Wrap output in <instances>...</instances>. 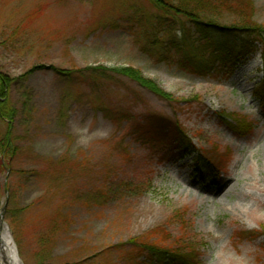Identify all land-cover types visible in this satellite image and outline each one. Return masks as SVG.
Here are the masks:
<instances>
[{"label": "rangeland", "instance_id": "1", "mask_svg": "<svg viewBox=\"0 0 264 264\" xmlns=\"http://www.w3.org/2000/svg\"><path fill=\"white\" fill-rule=\"evenodd\" d=\"M154 14L150 0H0V105L14 112L0 129L17 148L0 167V238L19 264H133L131 242L158 227L196 249L194 264H264V44L197 76L143 52L139 22ZM128 66L163 95L112 72ZM176 122L191 140L183 154Z\"/></svg>", "mask_w": 264, "mask_h": 264}, {"label": "trees", "instance_id": "2", "mask_svg": "<svg viewBox=\"0 0 264 264\" xmlns=\"http://www.w3.org/2000/svg\"><path fill=\"white\" fill-rule=\"evenodd\" d=\"M155 9L154 16L140 21L146 27L145 45L143 52L158 63L177 64L178 68L197 76H210L223 63H233L236 59H246L257 51L259 44H264V23L253 19L255 4L253 0H150ZM192 2V3H191ZM209 13L208 15H206ZM224 13L237 18L230 24H221L216 19V14ZM211 15V17H208ZM153 17V19H152ZM159 27V28H158ZM183 32L199 35L198 39L185 40L175 43L172 39H163L162 35L172 32ZM157 33V35L153 34ZM264 52V51H263ZM59 76L70 81L75 75L69 71L56 70ZM116 74L125 75L137 81L138 84L150 88L155 93L163 95V91L142 76L139 69L133 67H119L112 70ZM147 79V80H146ZM4 77L0 74V94L5 96ZM4 81H7L6 79ZM4 85V86H3ZM97 92L100 88H94ZM256 94L261 97L264 106V81L256 88ZM12 109V107H11ZM107 116L113 120L128 121L132 119L128 110H113L110 107L102 108ZM13 111L8 109L7 102L0 105V124L7 122L11 126ZM235 129H246L247 122L239 124L235 120ZM148 132L146 131V135ZM174 135L179 143V150L191 148V140L184 128L176 122ZM186 146V147H185ZM17 148L10 142L9 130L5 133L0 129V167H3L7 154L16 153ZM181 152V154H183ZM186 155V154H185ZM205 176V175H203ZM1 205V204H0ZM63 223V218L57 220L53 232L58 231V226ZM264 232V231H263ZM151 235L157 239H134L131 252L128 254L133 264H144L140 258L146 256L150 264H194L196 258L195 248H183L177 242L169 243V235L161 227L156 228ZM103 264V263H100Z\"/></svg>", "mask_w": 264, "mask_h": 264}, {"label": "bare ground", "instance_id": "3", "mask_svg": "<svg viewBox=\"0 0 264 264\" xmlns=\"http://www.w3.org/2000/svg\"><path fill=\"white\" fill-rule=\"evenodd\" d=\"M1 239V238H0ZM0 253H3V256L6 257L8 264H19V257L17 254L16 246L13 243L12 239L7 236H3L1 239ZM7 246L8 251L4 252V247Z\"/></svg>", "mask_w": 264, "mask_h": 264}]
</instances>
